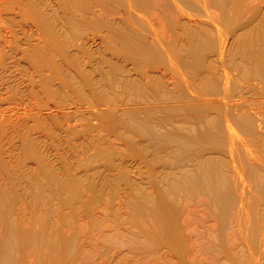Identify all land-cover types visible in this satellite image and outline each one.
Listing matches in <instances>:
<instances>
[{
	"label": "rangeland",
	"instance_id": "rangeland-1",
	"mask_svg": "<svg viewBox=\"0 0 264 264\" xmlns=\"http://www.w3.org/2000/svg\"><path fill=\"white\" fill-rule=\"evenodd\" d=\"M5 1L0 264H264V79L238 76L257 72L240 45L264 43V0L225 4L227 92L208 2ZM216 161L243 199L227 229L181 191Z\"/></svg>",
	"mask_w": 264,
	"mask_h": 264
},
{
	"label": "bare ground",
	"instance_id": "bare-ground-1",
	"mask_svg": "<svg viewBox=\"0 0 264 264\" xmlns=\"http://www.w3.org/2000/svg\"><path fill=\"white\" fill-rule=\"evenodd\" d=\"M7 1L8 0H6L5 2H7ZM133 1L134 0H132L131 3H133ZM135 1L137 3V4L135 3V5L140 7V5H141L140 3L143 0H135ZM171 1L174 4L177 1H180L183 3H193V4L194 3H200V4H203V6L206 4V2H208L216 10L215 13L217 15V18H215L213 15H210V13H208L205 10V8H203L204 9L203 10L204 11V17L213 26L214 32H215L216 37H217L216 39H218V47L216 49V54L218 56L219 65L222 69V71H221V75H222L221 86H222V88L220 90H225L227 92L225 86H227L228 84H230V82H232L233 75L230 73V69L228 66V57H227V55L225 56V54H224L225 41H226V38L228 35H227V32L223 28L225 27V25L232 23L235 18H234V15H232L229 11H226L225 4L226 3L233 4L232 10L234 12L235 11V5L234 4L240 0H171ZM129 3H127V4L129 5ZM8 4H9V2H8ZM130 5H131V7L134 6L132 4H130ZM130 5L128 8L129 11H130ZM175 6H176V4H175ZM139 7H138V9H139ZM131 10H133L132 12H134V11H136V8L133 7V8H131ZM177 10H180V9H177ZM180 11H182V10H180ZM32 21L34 22V20H32ZM37 26L38 25H36V27ZM154 35H156V34H154ZM242 41H243V39H242ZM207 42H209V40ZM262 42L263 41H261V40L254 41L253 43L243 41L242 44L240 45V48L242 47L243 44L245 46V51L241 55L242 60L250 61L249 63L252 66L256 67L257 72L255 74H251V72L247 73L244 70H240V72L238 73L239 77L247 76V80L251 79V78L256 79V80L264 79V43H262ZM198 70H201V69L198 68ZM176 71H174V74L176 73ZM177 73L179 75L181 74L179 71H177ZM180 78L182 80H184V76H180ZM224 96H226V95L223 94L222 97L219 96L220 98L219 97L217 98L218 101L219 102L222 100L225 101ZM222 102L219 105L220 107H218L219 109L217 111L220 112V114L224 115L225 116L224 120L226 122H228L229 117L227 118L226 115H228V113H230V111H229L230 109L228 106L225 105L226 102H223L224 105L222 104ZM214 103H216V102L214 101ZM214 103H212V104H214ZM246 125H248L247 122H246ZM206 132H208L209 134L214 133L213 128H211L209 125L207 126ZM206 132L202 133V135H201L202 140L204 139V137L208 136ZM262 167H264V166H262ZM235 170H236V168H235ZM234 181H232V179H230V177L227 173L226 167H225V165L223 167L222 163L219 164L217 161L215 163L211 162L209 164L200 163V164H197L196 166L190 167V171H188L186 173V176L184 177V181H182L183 190L181 189V191L184 192L186 204L191 203L192 199L195 198L196 196L205 194L209 198V205H210V208L212 209L213 214H214L213 218L221 221L222 225L225 224L226 229H227L229 227L228 226L229 222L232 220V217L234 216V219H235V217H237V219H238V217H240V215H241V212L243 211L242 205L240 204V201L242 203L243 199L240 200L239 197H241V196L238 195L239 193H237V195L235 194V191L233 188V185H234L233 182ZM229 184L231 185L232 189L230 188ZM238 200H240V201H238ZM238 220H240V218ZM238 224H240V223L238 222ZM263 225H264V223H263ZM238 228H239V225H238ZM258 228H260V227H258ZM239 230H237L238 234L240 232ZM259 230H258L257 234H259ZM260 233H262V231ZM263 233H264V230H263ZM261 235L263 236L264 234H261ZM241 236H242V234H241ZM259 236H260V234L258 235V237ZM262 236H261V238H262ZM241 238L245 239L247 237L242 236ZM259 239H260V237H259ZM241 240L244 241V244H247V246L249 245L248 241H247L248 243L247 242L245 243L246 239L245 240L241 239ZM229 242H231V239H227V243H229ZM261 245L263 246L264 243ZM212 246H214V245H212ZM236 246H238V245H235V247ZM238 247H240V246H238ZM263 248H264V246H263ZM221 249H223V248H221ZM232 250L229 249V252H228V250H226V251L219 250V252H221V254L228 256ZM237 251H238V253H240L239 250H237ZM233 254H235V253H233ZM250 254L251 253H249V255ZM250 256H252V255H250ZM220 260H221V258H220ZM218 261H216V263ZM219 262H221V261H219ZM219 262L217 264H219ZM253 262H255V261H253ZM199 263L201 264L200 261H199Z\"/></svg>",
	"mask_w": 264,
	"mask_h": 264
}]
</instances>
